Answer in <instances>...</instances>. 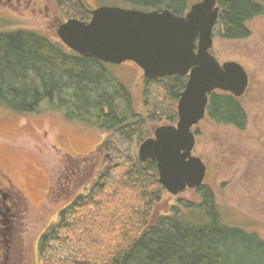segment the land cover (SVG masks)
Returning <instances> with one entry per match:
<instances>
[{
  "label": "trees",
  "instance_id": "1",
  "mask_svg": "<svg viewBox=\"0 0 264 264\" xmlns=\"http://www.w3.org/2000/svg\"><path fill=\"white\" fill-rule=\"evenodd\" d=\"M123 1L143 11L170 9L176 15H183L193 4V0ZM65 3H72V17L91 19L92 10L83 0H60L61 7ZM218 5L221 12L214 36L227 40L248 38L247 23L264 12V0H218ZM105 66L70 50L67 53L65 46L34 32H0V109L34 113L48 103L67 120L130 141L143 134L145 122L134 124L131 95ZM187 81L185 76L146 80L157 84L175 105ZM157 115L149 121L161 122ZM207 116L240 127L246 120L238 99L222 91L210 94ZM177 119L175 111L169 123L162 124L172 125ZM154 126L149 128L151 133ZM135 163L116 164L115 177L108 173L102 184L73 196L61 210L60 222L40 239L43 264H264V240L222 224L213 194L204 186L199 188L205 190L202 202L173 206L172 214L155 219L153 212L165 191L157 164ZM70 173L68 182L74 184L79 172ZM52 243L69 248L71 257L46 262Z\"/></svg>",
  "mask_w": 264,
  "mask_h": 264
},
{
  "label": "rangeland",
  "instance_id": "2",
  "mask_svg": "<svg viewBox=\"0 0 264 264\" xmlns=\"http://www.w3.org/2000/svg\"><path fill=\"white\" fill-rule=\"evenodd\" d=\"M83 2L90 10L100 7L137 9L123 0ZM59 8L64 20L75 18L70 11L72 3L61 7L59 1ZM44 16L45 13L37 17L26 14L16 22L2 20L0 32L30 31L53 44L65 46L57 36V27H49ZM247 28L250 36L246 39L227 40L221 35L214 36L211 49L221 64L236 62L248 74V88L238 98L246 120L240 127L218 123L206 116L194 127L193 155L202 159L207 167L203 189L212 192L222 224L254 233L264 240V12L250 20ZM65 51L69 53L66 46ZM105 65L108 74L131 95L134 124L145 122L143 134L130 141L67 120L48 103L34 113L0 109V178L4 181L2 176H7L8 193L19 211L12 237H0V264H43L40 239L60 222V212L73 196L102 184L108 173L111 178L115 177L112 168L116 164L139 162L140 145L153 135L149 128L155 125L154 132L163 122L169 123L168 118L177 112L178 104L169 102L157 84L147 83L143 71L135 63ZM156 112L161 122L154 119L151 123L149 120ZM74 170L79 174L71 184L68 180ZM86 186L88 188H84ZM203 192L187 189L173 196L165 190L153 212L155 219L172 214L173 206L182 208L188 201L202 202ZM191 214L196 216L194 211ZM47 249L46 262L66 260L72 254L69 248L55 243Z\"/></svg>",
  "mask_w": 264,
  "mask_h": 264
},
{
  "label": "water",
  "instance_id": "3",
  "mask_svg": "<svg viewBox=\"0 0 264 264\" xmlns=\"http://www.w3.org/2000/svg\"><path fill=\"white\" fill-rule=\"evenodd\" d=\"M220 12L218 0L197 2L184 15L170 9L100 7L91 11L89 21L71 18L57 29L61 42L84 58L113 65L133 62L146 80L188 77L177 124L157 127L138 151L140 162L157 164L159 183L173 196L204 185L207 167L193 155L194 127L206 117L210 94L222 91L238 99L249 85L240 64H221L211 53Z\"/></svg>",
  "mask_w": 264,
  "mask_h": 264
},
{
  "label": "flooded vegetation",
  "instance_id": "4",
  "mask_svg": "<svg viewBox=\"0 0 264 264\" xmlns=\"http://www.w3.org/2000/svg\"><path fill=\"white\" fill-rule=\"evenodd\" d=\"M60 0H0V21L10 20L16 22L18 18L26 16H41L49 27H58L65 22L64 15L59 8ZM207 116V114H206ZM0 178V237L10 238L14 233L19 218L16 202L10 197L9 180L6 175ZM5 183L7 185H5ZM2 241V240H0ZM8 241V240H7ZM10 242V241H9ZM8 243V242H7Z\"/></svg>",
  "mask_w": 264,
  "mask_h": 264
}]
</instances>
